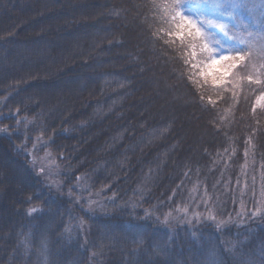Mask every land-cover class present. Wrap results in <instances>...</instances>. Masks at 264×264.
<instances>
[{"label": "trees", "instance_id": "trees-1", "mask_svg": "<svg viewBox=\"0 0 264 264\" xmlns=\"http://www.w3.org/2000/svg\"><path fill=\"white\" fill-rule=\"evenodd\" d=\"M202 1L218 42L163 0H0V264H264V0Z\"/></svg>", "mask_w": 264, "mask_h": 264}, {"label": "snow or ice", "instance_id": "snow-or-ice-1", "mask_svg": "<svg viewBox=\"0 0 264 264\" xmlns=\"http://www.w3.org/2000/svg\"><path fill=\"white\" fill-rule=\"evenodd\" d=\"M189 2L190 0H163V3L158 5V7H161L166 13H168L170 19L179 18L180 24L177 25V34L180 35L181 38H183V34L186 32V34L193 39L200 38L202 41L207 40L218 42L214 40L213 33H202L201 28L215 27L220 29L221 31H224V25L219 22L213 24L212 21L208 19L201 20L199 16H197L195 20L190 19V9L188 8ZM225 34L227 33L225 32ZM201 48L202 50L211 51V49L208 47V43H202ZM245 50L246 49H233V51L236 52V55L234 56H221L218 59L213 58L209 67L214 68L216 65H221L230 69L235 66L236 61L242 60L244 58L242 55H240V53ZM224 62L228 63L225 65ZM31 211H36V209H33Z\"/></svg>", "mask_w": 264, "mask_h": 264}, {"label": "rangeland", "instance_id": "rangeland-1", "mask_svg": "<svg viewBox=\"0 0 264 264\" xmlns=\"http://www.w3.org/2000/svg\"><path fill=\"white\" fill-rule=\"evenodd\" d=\"M202 4L204 5V7L207 9V12L212 15V16H220L221 14V10H220V5L219 2H213L212 0H203ZM223 17H226L223 15ZM229 18V17H228ZM231 19V18H229ZM222 20V17H221ZM225 21V20H224ZM224 25V29L226 28L225 24L222 23ZM218 29V28H217ZM219 31H221L220 29H218ZM157 89H155V93H156ZM175 96H171L172 101L176 100ZM166 103L167 107H171L172 103H170L169 99H165L164 101ZM164 111V110H163ZM171 111V110H170ZM47 153V152H45ZM37 161V165L40 169L41 172H43V176L46 180L55 183L57 180V173H56V163L54 161V159L50 156V154H46L43 155L41 157H39L38 159H36Z\"/></svg>", "mask_w": 264, "mask_h": 264}]
</instances>
